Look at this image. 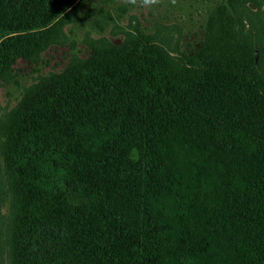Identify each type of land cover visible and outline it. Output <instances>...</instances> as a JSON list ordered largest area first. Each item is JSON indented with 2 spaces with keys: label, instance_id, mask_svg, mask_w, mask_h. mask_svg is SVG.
Segmentation results:
<instances>
[{
  "label": "trees",
  "instance_id": "trees-1",
  "mask_svg": "<svg viewBox=\"0 0 264 264\" xmlns=\"http://www.w3.org/2000/svg\"><path fill=\"white\" fill-rule=\"evenodd\" d=\"M89 1L0 0V87L69 51L0 111V264H264V20L225 0L191 53L136 21L83 56Z\"/></svg>",
  "mask_w": 264,
  "mask_h": 264
},
{
  "label": "rangeland",
  "instance_id": "rangeland-1",
  "mask_svg": "<svg viewBox=\"0 0 264 264\" xmlns=\"http://www.w3.org/2000/svg\"><path fill=\"white\" fill-rule=\"evenodd\" d=\"M90 0L87 7L91 9L89 20L94 19L99 13V7H106L110 12L113 22L103 28V32H94L76 28L71 35L75 40L77 49L84 56L87 53L83 40L87 37L85 32L90 30L89 36H104L119 41L117 33L134 26L138 21L148 33H153L158 40L171 43V47H178L181 51L192 52L197 49L203 40L208 22L217 25L218 16L208 20L210 12L217 6L223 5L225 0ZM260 7L249 4L248 0L238 2V11L243 15L247 29L249 21L259 25L264 20V0H257ZM86 7V8H87ZM121 9V10H119ZM249 16V17H248ZM136 19V20H134ZM215 25V26H216ZM68 36V31H65ZM115 35V36H114ZM69 56L68 45L53 46L43 53V60L38 66L18 61L15 66L14 80L8 85L0 87V111H7L17 103L23 88L35 83L39 76L50 71L60 70L67 62Z\"/></svg>",
  "mask_w": 264,
  "mask_h": 264
}]
</instances>
